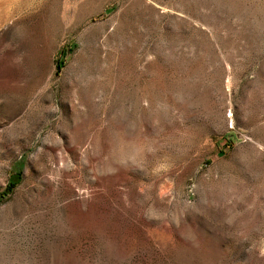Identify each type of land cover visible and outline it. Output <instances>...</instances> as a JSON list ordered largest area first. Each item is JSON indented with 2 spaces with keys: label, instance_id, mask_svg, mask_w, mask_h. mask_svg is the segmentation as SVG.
I'll list each match as a JSON object with an SVG mask.
<instances>
[{
  "label": "rangeland",
  "instance_id": "rangeland-1",
  "mask_svg": "<svg viewBox=\"0 0 264 264\" xmlns=\"http://www.w3.org/2000/svg\"><path fill=\"white\" fill-rule=\"evenodd\" d=\"M0 264H264V0H0Z\"/></svg>",
  "mask_w": 264,
  "mask_h": 264
},
{
  "label": "trees",
  "instance_id": "trees-1",
  "mask_svg": "<svg viewBox=\"0 0 264 264\" xmlns=\"http://www.w3.org/2000/svg\"><path fill=\"white\" fill-rule=\"evenodd\" d=\"M14 184L13 183H9V187H12ZM10 190L9 189H7L5 192H9Z\"/></svg>",
  "mask_w": 264,
  "mask_h": 264
}]
</instances>
